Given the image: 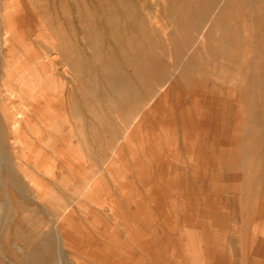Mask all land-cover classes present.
Returning <instances> with one entry per match:
<instances>
[{
  "label": "rangeland",
  "instance_id": "1",
  "mask_svg": "<svg viewBox=\"0 0 264 264\" xmlns=\"http://www.w3.org/2000/svg\"><path fill=\"white\" fill-rule=\"evenodd\" d=\"M0 264H264V0H0Z\"/></svg>",
  "mask_w": 264,
  "mask_h": 264
}]
</instances>
